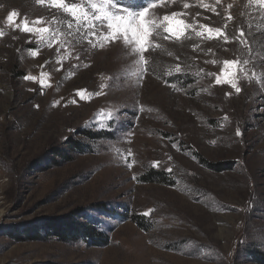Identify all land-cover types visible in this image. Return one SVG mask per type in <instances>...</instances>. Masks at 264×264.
<instances>
[{"label":"rangeland","instance_id":"rangeland-1","mask_svg":"<svg viewBox=\"0 0 264 264\" xmlns=\"http://www.w3.org/2000/svg\"><path fill=\"white\" fill-rule=\"evenodd\" d=\"M154 2L150 19L181 13L230 42L161 29L140 52L93 21L100 40L87 43L62 11L0 0V264H264V8ZM25 21L54 42L15 27ZM233 73L240 93L215 82Z\"/></svg>","mask_w":264,"mask_h":264},{"label":"snow or ice","instance_id":"snow-or-ice-1","mask_svg":"<svg viewBox=\"0 0 264 264\" xmlns=\"http://www.w3.org/2000/svg\"><path fill=\"white\" fill-rule=\"evenodd\" d=\"M177 0H159V6L167 7L169 4L176 3ZM219 0H217V3ZM254 2L264 8V0H254ZM37 4L47 5L51 8H55L58 11H62L64 14L70 16L72 19L67 22V28L69 32L68 36H73V21H75V29L77 32L80 31L81 27L86 29L85 41L87 43H92L93 39L100 40V37L96 35L97 33V25L93 23V21L99 22V28L102 29L104 27V22H107L108 32H101V36L103 41L114 42L121 37H123L124 43L128 45H134V51H146L149 47H154L152 45L150 37L156 38L162 35L161 29L163 33L167 35L164 36V39H180L185 35L187 29H192L195 34L201 38L206 39H220L223 38L225 43H229L228 34L225 32H221V29H215V32L206 25H202L201 28L203 31H196L192 24H186L184 19H180L182 14L177 12H172L171 14H165L162 18V21L157 22L156 19H150L149 13L150 10L157 8V3L148 2L145 0V6L139 8L137 10H132L126 6H123L119 3V0H100L97 3V0H81V3H69L68 0H36ZM85 5L88 8L95 10L98 14H90L86 9ZM200 6L202 8H209V5L203 3L201 0ZM185 9L189 7L187 3L183 5ZM111 9V10H109ZM210 10L215 12V7H211ZM91 15V18H90ZM17 16L16 11H9L7 14V22L11 25L13 24L14 17ZM231 20L232 17L229 16L227 18ZM40 18H37L33 23H41ZM227 26V22L225 23V27ZM16 28L21 29L25 33L35 32L38 35V39L40 43H44L46 41L54 42V37L57 35L56 32L50 31L49 28H33L30 26L29 22L25 21L22 24H18L15 26ZM48 34L45 36L44 34ZM207 34V35H206ZM4 36V32L0 30V37ZM235 39L240 40L241 43H245V33L243 29H241L235 37ZM32 41H27V43H31ZM80 41L73 38L72 44L75 46L79 44ZM50 46V45H49ZM35 52L33 55L35 56ZM238 63L236 60H225L224 64L229 68H234ZM243 64H249L248 59L243 60ZM177 71H179V66H177ZM241 73L247 77L248 70L244 67L239 69ZM255 75V73H253ZM26 79H34L33 77H25ZM216 84L229 83L231 87L235 90L236 93L241 92V88L237 86L235 73L227 80H221L220 76L216 77ZM43 83V81L41 82ZM38 107V105H37ZM238 136L241 135L239 129L236 133Z\"/></svg>","mask_w":264,"mask_h":264},{"label":"trees","instance_id":"trees-1","mask_svg":"<svg viewBox=\"0 0 264 264\" xmlns=\"http://www.w3.org/2000/svg\"><path fill=\"white\" fill-rule=\"evenodd\" d=\"M78 226H79V227H78V228L75 227V229H76V231L79 232L82 236H84V237H88V238H91V237L93 238V236L95 235V234H93L94 231H95V229H94L93 227L89 226V225H86V223H85V224H84V223H79ZM66 231L71 232L70 229L59 230L58 235H59V238H60L61 240H66V237H65V236H67ZM97 235H98V234H97Z\"/></svg>","mask_w":264,"mask_h":264}]
</instances>
